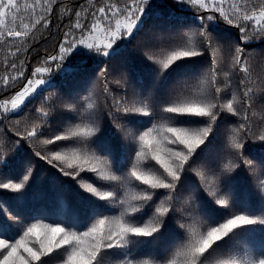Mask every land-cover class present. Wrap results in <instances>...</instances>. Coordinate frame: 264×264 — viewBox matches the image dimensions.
Here are the masks:
<instances>
[{
  "label": "snow or ice",
  "instance_id": "obj_1",
  "mask_svg": "<svg viewBox=\"0 0 264 264\" xmlns=\"http://www.w3.org/2000/svg\"><path fill=\"white\" fill-rule=\"evenodd\" d=\"M174 3L0 0V264H264V0Z\"/></svg>",
  "mask_w": 264,
  "mask_h": 264
},
{
  "label": "trees",
  "instance_id": "obj_2",
  "mask_svg": "<svg viewBox=\"0 0 264 264\" xmlns=\"http://www.w3.org/2000/svg\"><path fill=\"white\" fill-rule=\"evenodd\" d=\"M76 2H78V0H73V3ZM164 5L166 6L165 11L168 8H175L174 0H164ZM176 10L179 11V9ZM37 36H38V46L37 45L34 46L38 47V50L36 52L31 53L32 60L30 61V64L31 62L35 61L36 56L44 55V51H43L44 49H47L48 52L51 53L58 39V37L55 34L51 36H42L40 33H37ZM138 43H139V39L133 40V42L128 45V49H129L128 55L136 62H139L140 60L144 59L139 48L137 47ZM248 47L252 49V51L248 53V55L250 56L249 63L251 64L252 77L258 83L259 81L256 79L257 77L264 78V41H253L248 45ZM2 56H3V51L0 50V58H2ZM144 62L146 64L150 63L149 61L146 60ZM108 63L111 66L115 62L108 61ZM91 64L92 61L89 60L84 65H82V67L88 68L91 66ZM254 107H256L257 110H259L261 107H264V100H261L259 98V95L256 98ZM55 125H56V120L54 119L52 121L53 130H55ZM112 130L114 132L116 131L114 127ZM24 148L26 151L23 153H18L15 151L9 153V165L7 167L5 175L8 176L16 175L21 165V161L23 157L26 156L27 153H31V148L28 145L25 144ZM37 161H39V158H35L32 161V163L35 164V170H34V177L28 188L27 198L29 203L32 204H36V205L47 204L50 198L53 197L55 193L52 188L49 175L46 171L43 170L42 166L48 168H50L51 166H47L46 163L43 161H39V163H37ZM24 163L26 164L27 161L25 160ZM198 182L199 181L197 178V183ZM245 187H247L249 190L253 192L255 191L251 178L247 175V173H242V178L238 181L237 188L242 193ZM12 195H15V193H10L8 192V190H0V197L7 199V196H12ZM159 243H163V241Z\"/></svg>",
  "mask_w": 264,
  "mask_h": 264
}]
</instances>
